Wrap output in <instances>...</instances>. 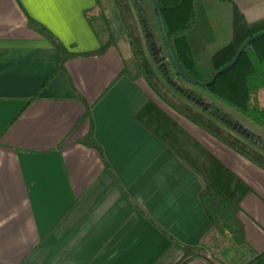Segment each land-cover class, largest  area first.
Returning a JSON list of instances; mask_svg holds the SVG:
<instances>
[{"label":"crops","instance_id":"0c3cea01","mask_svg":"<svg viewBox=\"0 0 264 264\" xmlns=\"http://www.w3.org/2000/svg\"><path fill=\"white\" fill-rule=\"evenodd\" d=\"M113 10L109 0H0V264H176L177 243L205 251L178 264H219L206 247L217 238L242 252L232 264H264V171L185 120L249 187L244 244L204 234L201 180L134 119L155 96L120 75ZM103 19L116 45L58 69L38 25L82 54L105 44Z\"/></svg>","mask_w":264,"mask_h":264},{"label":"trees","instance_id":"16d2710c","mask_svg":"<svg viewBox=\"0 0 264 264\" xmlns=\"http://www.w3.org/2000/svg\"><path fill=\"white\" fill-rule=\"evenodd\" d=\"M109 1L118 14L127 46V55H122L120 75L132 81L143 79L157 98H147L134 114L135 121L162 142L201 180L202 188L198 199L208 219L204 234H218L235 245H243L245 241L239 212L240 201L249 191L248 185L194 137L179 119L192 123L264 171V142L252 131L241 128L239 120L228 110L231 108L264 127V107L256 99V93L264 86V35L251 41L236 62L220 73L212 84L200 87L181 79L171 66L150 0ZM195 1L159 0V3L179 65L190 77L206 81L216 69L229 61L248 36L264 29V18L248 21L234 0H218L232 4L230 38L211 53L208 67L204 71L200 70L189 42V35L196 22ZM146 3L152 9L153 22L156 24L163 52L155 45V31ZM103 21L108 31L105 44L96 51L82 54L67 51L52 34L38 25L44 37L60 54L58 69H62L68 58L79 55L99 56L108 46L116 45V38L110 33L104 19ZM81 143L88 146L95 144L92 126ZM144 216L153 222L146 214ZM166 236L170 242L175 243L168 234ZM177 245L181 259L176 264L199 253L205 254L198 245ZM257 264H261V260Z\"/></svg>","mask_w":264,"mask_h":264},{"label":"rangeland","instance_id":"374dc122","mask_svg":"<svg viewBox=\"0 0 264 264\" xmlns=\"http://www.w3.org/2000/svg\"><path fill=\"white\" fill-rule=\"evenodd\" d=\"M234 2L244 13L247 20H250L251 22L264 17V0H234ZM146 9L152 22V28L155 31V45L161 52H163L157 27L153 22L154 18L152 9L148 3H146ZM231 10L232 4L227 1H195L196 22L194 29L189 35V42L192 52L198 61L200 70H204L208 67V59L211 53L229 40ZM112 13L113 30L117 37L118 48L121 54L127 55L126 41L120 27L119 17L114 10ZM154 98H156V96ZM256 99L257 103L264 107V86L256 93ZM228 110L232 112L237 121L239 120L238 122L241 128H246L247 130L252 131L262 142H264V127L256 124L231 108H228ZM179 121L183 124V126L188 124L183 119H179ZM206 247L213 259L217 260L219 264H232L234 261L232 258L240 260V256H242L241 251L234 249L229 242L218 238L212 240L211 243H207Z\"/></svg>","mask_w":264,"mask_h":264},{"label":"water","instance_id":"95a60500","mask_svg":"<svg viewBox=\"0 0 264 264\" xmlns=\"http://www.w3.org/2000/svg\"><path fill=\"white\" fill-rule=\"evenodd\" d=\"M153 8L155 10L156 16H157V21H158V26H159V30L161 32V36L165 45V49H166V53L168 56V59L170 61L171 66L173 67V69L175 70V72L179 75V77L181 79H183L184 81H186L187 83H190L192 85H197L200 87L203 86H207L213 83V81L215 80V78L222 73L225 69L231 67L237 60V58L239 57V55L241 54V52L243 51V49L251 42L253 41L255 38L264 35V29L260 30L258 32H255L253 34H251L250 36H248L242 43L241 45L238 47V49L236 50V52L234 53V55L229 59V61H227L224 65H222L221 67H219L218 69H216L211 77L206 80V81H200L197 79H194L192 77H190L179 65L177 58L174 54L172 45H171V41L169 39L168 33L166 31L165 28V24H164V20L161 14V8H160V3L159 0H150Z\"/></svg>","mask_w":264,"mask_h":264}]
</instances>
